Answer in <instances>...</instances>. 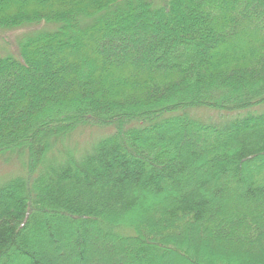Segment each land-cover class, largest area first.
<instances>
[{"label":"trees","instance_id":"1","mask_svg":"<svg viewBox=\"0 0 264 264\" xmlns=\"http://www.w3.org/2000/svg\"><path fill=\"white\" fill-rule=\"evenodd\" d=\"M160 2L0 0V31L62 25L0 58V156L26 159L0 264H264V111L194 114L264 105V0ZM79 128L110 133L47 161Z\"/></svg>","mask_w":264,"mask_h":264},{"label":"rangeland","instance_id":"2","mask_svg":"<svg viewBox=\"0 0 264 264\" xmlns=\"http://www.w3.org/2000/svg\"><path fill=\"white\" fill-rule=\"evenodd\" d=\"M145 1L150 2L153 8H158L162 5L160 0ZM61 26V24L57 23L47 24L41 22L37 24H23L22 26L16 27L12 30L0 31V36H4L3 38H0V58L8 56L17 58L20 42H24L28 38L37 35V33H52L59 31ZM3 32L6 33L4 34ZM8 93L10 92L8 91ZM8 93L6 91H3V95H7ZM263 111L264 105H260L239 112H234L235 114H230L229 112H227L228 114L221 113L206 109L196 110L194 114L197 117H200L201 119L206 121L220 122L219 120L227 121L236 116H243L246 114H258ZM109 133L110 130L107 129L104 130L97 128H79L74 133H72V135L63 140L62 143H59V150L48 155L46 160L54 162L55 164H60L64 161H62L61 156L65 157L66 154H72L77 161H80L86 154L91 152L96 142L109 135ZM25 160L26 159L24 156L23 158H21V156H18L16 153L6 154L2 157L0 156V186L15 177H21L25 175ZM167 192H170V190ZM200 237L203 238V236ZM93 244L99 248L100 246L104 245V243L96 244L95 241L93 242ZM119 249L123 248L120 247ZM241 254L243 253L241 252ZM192 255L193 253H190L188 256L190 260H192ZM157 264H170V258L165 259V261H163L162 263Z\"/></svg>","mask_w":264,"mask_h":264}]
</instances>
